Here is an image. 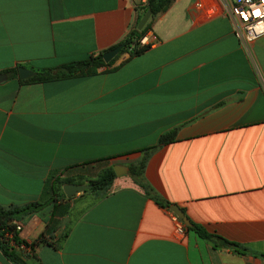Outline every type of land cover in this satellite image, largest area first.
Returning a JSON list of instances; mask_svg holds the SVG:
<instances>
[{
    "label": "crops",
    "instance_id": "obj_1",
    "mask_svg": "<svg viewBox=\"0 0 264 264\" xmlns=\"http://www.w3.org/2000/svg\"><path fill=\"white\" fill-rule=\"evenodd\" d=\"M133 0H0V204L43 199L71 163L128 164L159 133L143 175L193 222L245 249L174 228L168 207L127 173L108 190L64 199L58 248L37 243L41 264H264V34L248 53L219 0H170L147 18L149 45L111 70L21 82L13 65L53 68L118 42L140 9ZM152 35L155 36L152 39ZM125 53L114 60L117 63ZM43 227L33 213L18 234ZM0 264H13L0 252Z\"/></svg>",
    "mask_w": 264,
    "mask_h": 264
},
{
    "label": "trees",
    "instance_id": "obj_2",
    "mask_svg": "<svg viewBox=\"0 0 264 264\" xmlns=\"http://www.w3.org/2000/svg\"><path fill=\"white\" fill-rule=\"evenodd\" d=\"M170 0H147V4L143 8H149L150 14L163 10L166 4ZM142 11V12H143ZM141 12V13H142ZM141 15V14H140ZM139 15V16H140ZM148 16V17H149ZM147 20L144 22L141 28L137 29L135 24L129 28L127 33L116 43L112 44L108 48L116 45L119 42H123V46L114 54L108 61H104L101 57L99 50L95 54L87 55L80 59H74L63 62L53 68H46L36 70L34 74L25 78H18L21 82L27 81H45L56 78H65L70 76H80L93 74L99 71L111 70L120 62L128 58L133 54H137L145 49L149 44L140 43L139 39L147 29ZM127 46L128 48H125ZM125 49V50H123ZM125 53V56L121 58L117 63L114 60L121 53ZM17 65L5 68L4 71L9 76L17 75ZM175 127L165 130L158 134L156 142L153 145L141 148V155L133 162H129L127 174L131 179L139 185L143 194L153 199L157 204L167 207L172 203L164 196L159 194L145 179L143 175V167L145 165L147 156L150 150L159 144L167 143L175 138ZM97 165L95 169L91 170L94 165ZM80 166L84 167V175H52L49 178L48 194L43 199H35L25 201L21 204H0V252L5 259L13 264H41L37 255L34 252V246L37 243H46L53 248H58L62 240L67 234V229L62 228L57 231L59 218L66 212V206L64 199L69 198L72 195L65 196L61 185L65 182H87L89 186L85 189L94 191L97 195H101L108 190L115 173L112 169V164L108 163L106 158L95 159L90 163L84 161L80 163H71L63 167L64 169ZM92 171V172H91ZM83 189V190H85ZM37 214L43 222V227L39 231L36 238L26 240L19 236L18 229H15V223L21 222L24 218L30 214ZM185 214V213H184ZM190 220V219H189ZM191 225H184V230L193 232L196 236L209 239L214 245L229 246L235 250L243 251L245 247L242 245L223 237L212 231H208L202 225L191 221Z\"/></svg>",
    "mask_w": 264,
    "mask_h": 264
},
{
    "label": "built area",
    "instance_id": "obj_3",
    "mask_svg": "<svg viewBox=\"0 0 264 264\" xmlns=\"http://www.w3.org/2000/svg\"><path fill=\"white\" fill-rule=\"evenodd\" d=\"M133 6L140 11L147 4V0H133ZM220 11L227 15L231 21L232 30L240 44L249 53L253 39L264 34V0H219ZM155 36L152 35V39ZM264 89V81L261 80ZM174 228L182 229V222L169 211ZM20 222L15 223V229H19Z\"/></svg>",
    "mask_w": 264,
    "mask_h": 264
},
{
    "label": "water",
    "instance_id": "obj_4",
    "mask_svg": "<svg viewBox=\"0 0 264 264\" xmlns=\"http://www.w3.org/2000/svg\"><path fill=\"white\" fill-rule=\"evenodd\" d=\"M150 14L149 8H146L135 23L137 29L141 28L144 22L147 20ZM123 46V42H119L116 45L107 48L101 52V57L104 61H108L118 50ZM17 75L19 78H25L35 73L34 69L26 67L24 65H17ZM5 76V73H0V79ZM112 169L115 175H120L127 172L128 165L121 163H112ZM89 186L87 182H65L61 185V189L65 196H69L72 193L79 192ZM169 211L174 213L184 225H191L189 218L184 214L183 210L176 204L170 203L167 205Z\"/></svg>",
    "mask_w": 264,
    "mask_h": 264
},
{
    "label": "rangeland",
    "instance_id": "obj_5",
    "mask_svg": "<svg viewBox=\"0 0 264 264\" xmlns=\"http://www.w3.org/2000/svg\"><path fill=\"white\" fill-rule=\"evenodd\" d=\"M125 48H128L127 46H125ZM125 50V49H123ZM124 52V51H123ZM108 163H110L109 161H107ZM95 167H97V165L95 164L93 168H91V170L95 169ZM92 172V171H91ZM74 193H72L71 195H73Z\"/></svg>",
    "mask_w": 264,
    "mask_h": 264
}]
</instances>
